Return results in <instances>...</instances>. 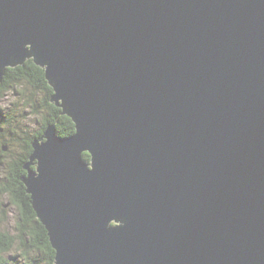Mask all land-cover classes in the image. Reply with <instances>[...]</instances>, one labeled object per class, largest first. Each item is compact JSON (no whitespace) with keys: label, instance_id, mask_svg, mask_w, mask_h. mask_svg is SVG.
<instances>
[{"label":"water","instance_id":"obj_1","mask_svg":"<svg viewBox=\"0 0 264 264\" xmlns=\"http://www.w3.org/2000/svg\"><path fill=\"white\" fill-rule=\"evenodd\" d=\"M26 58L75 124L21 177L53 264H264V0H0Z\"/></svg>","mask_w":264,"mask_h":264},{"label":"trees","instance_id":"obj_2","mask_svg":"<svg viewBox=\"0 0 264 264\" xmlns=\"http://www.w3.org/2000/svg\"><path fill=\"white\" fill-rule=\"evenodd\" d=\"M12 90L18 95L31 94L30 100L35 101L32 103L23 101L22 108L19 101L13 103L15 106L13 109L2 107L5 95ZM53 95L54 88L46 77L45 69L33 58H28L23 66L5 69L0 82V164L7 163L9 169L7 176L0 180V184L8 181L0 185V189L8 193L12 201L18 204L22 214L17 237L0 231V264H18L13 262V259L17 258H21L22 264H53L55 260L56 251L51 245L48 231L33 210L30 194L27 193L26 185L21 178L23 174H27L25 165L31 160L35 139L44 135L49 124H55L58 134L63 137L75 132L72 118L64 113L60 104L52 100ZM6 109L12 110L8 112ZM25 109H28L27 112L30 114H40V117L35 116L39 124L37 127L26 124L30 118L26 115ZM13 118H16L19 127L11 124ZM6 158H9L10 162H6ZM84 158L86 161L91 160L88 152L84 153ZM12 249L18 252L16 256L9 253Z\"/></svg>","mask_w":264,"mask_h":264},{"label":"rangeland","instance_id":"obj_3","mask_svg":"<svg viewBox=\"0 0 264 264\" xmlns=\"http://www.w3.org/2000/svg\"><path fill=\"white\" fill-rule=\"evenodd\" d=\"M27 59L28 58H26V60ZM24 64H25V62L23 64H20V66H23ZM17 66H19V65H17ZM14 67H16V66H14ZM27 92L29 94L30 90H28ZM30 99H31V94L27 95V94L21 93L18 95L15 93L14 90H12L5 95L4 100L2 102V107H7V108L13 109V108H15L13 103L16 101H19L21 103L19 106L22 108V107H24V105L22 104L23 101H27L29 103L30 102L32 103L35 101V100H30ZM12 109H6L5 111L10 112ZM30 109H32V107ZM24 111H25L26 115L29 116V118H30L27 121L28 123H26V124H29V126H32V127H37L39 124H38L37 120H35V116L40 117V114L39 115L30 114L29 112H27V111H29L28 109H25ZM21 123H23V122H21ZM11 124H13L15 127H19L18 121L16 120V118H13V121ZM20 151H21V149H20ZM6 160H7L6 162H10L9 158H6ZM6 164L7 163H4V165L0 164V180L4 179L7 176V171L9 169V167ZM22 176L24 177V174ZM7 181L8 180H5V182H2V184H6ZM2 184H0V185H2ZM21 214H22V209L18 206V204L15 201H12V199L10 198V195L8 193H6L2 189H0V231H5V232L9 233L10 235L17 237V235H19L17 228H18V223H19V219H20ZM9 253L14 254L16 256V253H18V252H16L15 250L12 249V251H10ZM20 260H21V258L13 259V262H17L18 264H22Z\"/></svg>","mask_w":264,"mask_h":264},{"label":"bare ground","instance_id":"obj_4","mask_svg":"<svg viewBox=\"0 0 264 264\" xmlns=\"http://www.w3.org/2000/svg\"><path fill=\"white\" fill-rule=\"evenodd\" d=\"M49 125H52V124H49ZM53 125H55V124H53ZM55 127H56V125H55ZM56 131H57V128H56ZM58 133V132H57ZM83 156H84V153H83ZM84 158V157H83ZM85 159V158H84ZM31 168L32 169H36V165H32L31 166ZM27 174H25L24 176H26Z\"/></svg>","mask_w":264,"mask_h":264}]
</instances>
